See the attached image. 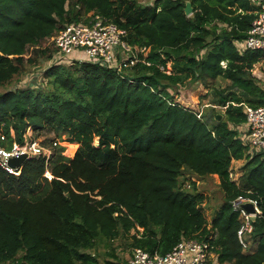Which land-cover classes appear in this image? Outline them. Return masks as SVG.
Returning a JSON list of instances; mask_svg holds the SVG:
<instances>
[{"label": "trees", "instance_id": "obj_1", "mask_svg": "<svg viewBox=\"0 0 264 264\" xmlns=\"http://www.w3.org/2000/svg\"><path fill=\"white\" fill-rule=\"evenodd\" d=\"M256 1L0 0V147L23 144L29 127L34 138L53 132L42 142L48 158L26 157L19 174L0 167V264H125L136 247L165 254L184 238L209 242L212 264H264V152L250 147L243 105L264 106V84L250 74L264 68V51L244 46ZM97 19L145 46L144 62L117 70L57 60L44 71L46 88H11L59 52L51 37ZM218 78L229 83L211 86L199 117L169 91ZM59 141L78 143L73 156ZM234 160H244L238 182ZM184 171L218 176L224 197L210 222L206 194ZM240 196L260 209L245 233L249 251L238 237Z\"/></svg>", "mask_w": 264, "mask_h": 264}, {"label": "built area", "instance_id": "obj_2", "mask_svg": "<svg viewBox=\"0 0 264 264\" xmlns=\"http://www.w3.org/2000/svg\"><path fill=\"white\" fill-rule=\"evenodd\" d=\"M259 8L256 16L251 22L244 41V46L251 50L260 49L264 51V0L256 1ZM126 31L116 23L97 19L92 24L77 23L70 24L55 36L51 37L61 53L80 49L85 58L99 61L102 65L121 70L144 59L139 54L145 55V46L130 45L124 39ZM149 64L148 62H146ZM162 68V67H161ZM169 73V72H167ZM251 76L259 79L264 84V68L259 64L254 65L250 71ZM244 105L246 117L245 131L248 133L250 147L264 152V106ZM201 111L198 112L199 117ZM24 138L23 144L13 142L10 148L0 147V167L11 174H19L20 167H13L8 163L11 157L26 154L27 157L44 156L48 158L51 148L33 138ZM60 144V141L58 142ZM56 144V142H54ZM44 176L50 179L52 176L48 170ZM251 202L255 212H247L241 207L242 203ZM234 208L240 209L243 224L238 230V237L243 249L249 248L245 233L251 229L250 218L259 215L258 202L254 199L238 197L233 202ZM215 257L211 244L207 241L197 239H182L176 243L165 254L158 252L150 253L142 248L136 247L125 264H212Z\"/></svg>", "mask_w": 264, "mask_h": 264}, {"label": "rangeland", "instance_id": "obj_3", "mask_svg": "<svg viewBox=\"0 0 264 264\" xmlns=\"http://www.w3.org/2000/svg\"><path fill=\"white\" fill-rule=\"evenodd\" d=\"M143 3L151 2L152 0H140ZM43 45L46 44L45 42L42 43ZM32 49L28 48L27 55L31 53ZM61 52L53 53L51 58H38V62L34 63L29 67V69L23 71L17 82L13 83L11 85V88H15V86H29V87H38V88H46V75L44 74V71L50 67L54 62L57 60L61 61V63L69 64L75 60L78 59H86L85 54L80 49H75L74 51H68L63 54H60ZM257 65V64H256ZM171 65L170 62L167 63L166 72H170ZM229 82L226 80H223L222 78H218L211 82V85L209 87H205L203 85L197 84L196 86H178L176 90L169 91L172 94L173 99H175L176 102L190 107L194 110L202 111L204 108L209 106V101L212 96L211 92V86H221L224 87ZM2 88L0 89V91ZM219 110H223L224 108L216 106ZM222 108V109H221ZM33 131L29 127L26 129L24 133V138L26 137V140H29L28 138L32 137ZM53 137V132L45 129L41 135H39L37 138L32 137L33 139H36L40 143H42L45 140H48ZM45 145H48L49 143L43 142ZM42 143V144H43ZM60 144L65 147L64 154L67 156H73L75 153L78 143L75 147L70 148L68 146L69 142L66 141H60ZM44 145V146H45ZM244 163V160H234L232 162V179L236 182H238L239 177L241 175V165ZM184 176L188 179L185 183H188L189 180H192L196 183V187L199 191L206 194V199L203 203V209L206 214V217L208 221L210 222L215 214V211L219 208L220 204L223 202L224 194L219 186V178L216 174L210 175V176H197L192 175L187 171H184ZM241 219V216H240ZM124 238H117L112 242V247L115 250L116 254L122 255L125 257L128 256L130 249L126 248ZM101 250L103 252L109 251V248L101 247ZM251 250V247L249 246L248 249L245 251ZM107 257V254L106 256Z\"/></svg>", "mask_w": 264, "mask_h": 264}, {"label": "water", "instance_id": "obj_4", "mask_svg": "<svg viewBox=\"0 0 264 264\" xmlns=\"http://www.w3.org/2000/svg\"><path fill=\"white\" fill-rule=\"evenodd\" d=\"M193 9H192V5L190 3V1H186L185 2V7H184V13L186 15H190L192 13ZM222 117L221 114H217L216 118L218 120H220V118ZM27 157L26 154H21L19 156L16 157H11L8 160V163L13 166V167H19L21 166L22 162L24 161V159ZM241 207L244 208L247 212H255L254 206L251 202H246V203H242Z\"/></svg>", "mask_w": 264, "mask_h": 264}, {"label": "bare ground", "instance_id": "obj_5", "mask_svg": "<svg viewBox=\"0 0 264 264\" xmlns=\"http://www.w3.org/2000/svg\"><path fill=\"white\" fill-rule=\"evenodd\" d=\"M77 144H75V142L74 143H69L68 144V146L70 147V148H72V147H75Z\"/></svg>", "mask_w": 264, "mask_h": 264}, {"label": "clouds", "instance_id": "obj_6", "mask_svg": "<svg viewBox=\"0 0 264 264\" xmlns=\"http://www.w3.org/2000/svg\"><path fill=\"white\" fill-rule=\"evenodd\" d=\"M20 167V166H19Z\"/></svg>", "mask_w": 264, "mask_h": 264}]
</instances>
